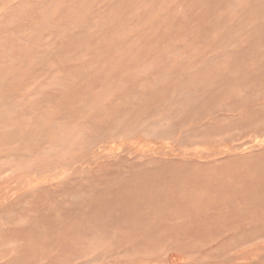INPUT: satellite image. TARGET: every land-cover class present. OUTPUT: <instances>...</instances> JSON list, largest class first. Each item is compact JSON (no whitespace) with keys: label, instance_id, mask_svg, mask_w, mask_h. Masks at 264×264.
Segmentation results:
<instances>
[{"label":"rangeland","instance_id":"1","mask_svg":"<svg viewBox=\"0 0 264 264\" xmlns=\"http://www.w3.org/2000/svg\"><path fill=\"white\" fill-rule=\"evenodd\" d=\"M0 264H264V0H0Z\"/></svg>","mask_w":264,"mask_h":264},{"label":"bare ground","instance_id":"2","mask_svg":"<svg viewBox=\"0 0 264 264\" xmlns=\"http://www.w3.org/2000/svg\"><path fill=\"white\" fill-rule=\"evenodd\" d=\"M138 140V139H137ZM148 141V140H147ZM260 141V140H259ZM130 142H133V141H130ZM133 144V143H132ZM123 145V144H122ZM139 145V144H138ZM245 146V145H244ZM116 148H117V146H115ZM114 147V148H115ZM243 148V147H242ZM113 149V148H112ZM161 149V148H160ZM107 150V149H106ZM114 150H112V152H113ZM104 152V151H103ZM148 152V151H147ZM101 154V153H100ZM101 156V155H100Z\"/></svg>","mask_w":264,"mask_h":264}]
</instances>
